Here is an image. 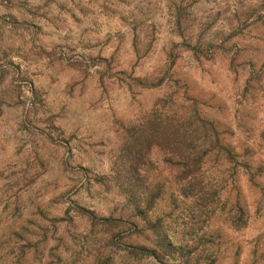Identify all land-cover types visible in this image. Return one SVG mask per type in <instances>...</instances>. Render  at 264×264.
I'll return each instance as SVG.
<instances>
[{"label": "clouds", "instance_id": "9594fccd", "mask_svg": "<svg viewBox=\"0 0 264 264\" xmlns=\"http://www.w3.org/2000/svg\"><path fill=\"white\" fill-rule=\"evenodd\" d=\"M252 164L264 0H0V264H264Z\"/></svg>", "mask_w": 264, "mask_h": 264}, {"label": "rangeland", "instance_id": "374dc122", "mask_svg": "<svg viewBox=\"0 0 264 264\" xmlns=\"http://www.w3.org/2000/svg\"><path fill=\"white\" fill-rule=\"evenodd\" d=\"M235 61H233V64ZM175 69V65H173V70ZM174 79V78H173ZM142 87L147 88L148 85H141ZM155 86V85H153ZM180 95L181 98L183 97H189L194 98L196 100L201 99V95L198 92V90L195 87L189 86L187 88L182 87L180 89ZM203 120V116L199 117V121ZM198 125L197 119L194 117L192 123L188 126L191 130L193 135L195 136V139L197 142L203 139V146L199 149V151H195V157L198 161L200 158L201 153L207 155L211 151L212 155L216 156H222L226 160L231 161L233 163H237L235 160H233V157L236 155L235 150L232 148V145L228 143V133L222 129H209L206 133L201 130L199 132H196ZM168 129H164L163 133H157V136L164 135L165 137V143H170V138L167 136ZM193 145L189 144V148H192ZM175 166V165H174ZM187 167V165H184ZM251 174L257 175L261 181H264V164H252L250 168ZM142 174L145 176H149L152 179L156 178V172H143ZM166 175V173H165ZM159 183V181H156ZM166 201V197H165ZM162 206L164 204V201L161 202ZM145 207L147 208V203L145 204ZM102 223H117L121 224V226L126 227L127 225H124L122 221L116 220V221H105Z\"/></svg>", "mask_w": 264, "mask_h": 264}, {"label": "trees", "instance_id": "16d2710c", "mask_svg": "<svg viewBox=\"0 0 264 264\" xmlns=\"http://www.w3.org/2000/svg\"><path fill=\"white\" fill-rule=\"evenodd\" d=\"M171 142H172V138H170V143ZM176 143H177V149H179V147L183 145V141L182 140H177ZM188 147H189V145H188ZM196 161L197 160H196V157H195V160H190L189 163L195 164Z\"/></svg>", "mask_w": 264, "mask_h": 264}]
</instances>
